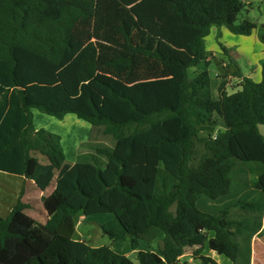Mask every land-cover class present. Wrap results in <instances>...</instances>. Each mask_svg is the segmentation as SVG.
Returning a JSON list of instances; mask_svg holds the SVG:
<instances>
[{
    "label": "trees",
    "instance_id": "obj_1",
    "mask_svg": "<svg viewBox=\"0 0 264 264\" xmlns=\"http://www.w3.org/2000/svg\"><path fill=\"white\" fill-rule=\"evenodd\" d=\"M242 1L0 0V172L42 192L55 183L46 223L21 197L0 217V264H44L59 237L68 260L54 264H135L75 238L79 217L96 214L113 215L103 233L133 251L164 234L140 264H191L186 248L200 264H219L205 249L251 264L264 236V62L260 82L238 70L239 90L222 83L214 98L207 48L214 28H257L238 22ZM34 110L101 126L113 145L70 164ZM217 117L226 128L213 136Z\"/></svg>",
    "mask_w": 264,
    "mask_h": 264
},
{
    "label": "rangeland",
    "instance_id": "obj_2",
    "mask_svg": "<svg viewBox=\"0 0 264 264\" xmlns=\"http://www.w3.org/2000/svg\"><path fill=\"white\" fill-rule=\"evenodd\" d=\"M240 15L238 22L248 19L255 24L257 28L250 36L235 35L227 28H214L211 35L207 39V48L211 53L210 74L212 77L213 97H218V88L222 83H226L227 92L232 94L239 89L237 86L241 83V79L236 76L240 70L243 77L253 79L255 82L262 80V65L264 62V0H243L239 7ZM219 44L223 45L222 49ZM34 125L38 129H46L47 131L58 135L61 138V145L66 157V161L74 164L78 155L93 152L95 146H112V138L104 133L103 127L93 126L90 123L78 119L75 115H67L64 119L44 114L38 110L33 111ZM217 125L215 130L211 132L216 135L219 129H225L224 122L217 117ZM261 134L264 136V125L259 126ZM209 132H203L207 136ZM41 162L46 163L47 159L38 155ZM247 167L259 168L261 165L250 163ZM257 171H253L249 177L255 179ZM51 185L46 191L39 190L34 183L29 182L19 176L10 175L0 172V217H6L17 204L19 198L29 204L30 208L26 213L40 223H46L47 212L42 203L43 197H47L54 188ZM23 192V195H22ZM113 218L111 214H96L86 217V222L82 220L78 225L77 236L88 242L91 246H111V248L119 254L129 255V258L135 263L140 264L132 250L131 242L127 240L112 241L108 235L103 233L100 223H107ZM91 237V238H90ZM164 239L161 234L155 241L148 243L142 242L139 250L141 251H159ZM197 248H186L184 261L189 258L193 260V253ZM210 254L208 249L203 252L204 256ZM59 255L64 261L68 260L64 239L59 237L52 242L51 249L44 254V264H54V256ZM220 263L230 260L226 257H215ZM201 262L198 261V264ZM254 264H264V239H259L256 244L254 253Z\"/></svg>",
    "mask_w": 264,
    "mask_h": 264
},
{
    "label": "crops",
    "instance_id": "obj_3",
    "mask_svg": "<svg viewBox=\"0 0 264 264\" xmlns=\"http://www.w3.org/2000/svg\"><path fill=\"white\" fill-rule=\"evenodd\" d=\"M35 128H36V126H35ZM36 129H38V128H36ZM30 182V181H29ZM33 183V182H32ZM55 187V186H54ZM53 190H54V188L52 189V192H53ZM51 192V193H52ZM50 193V194H51ZM49 194V195H50ZM48 195V196H49ZM26 203V202H25ZM27 211V210H26ZM47 219H48V217H47ZM113 219V218H112ZM112 219H110L109 221H111ZM79 220H82V223H84V222H86V217L85 216H80L79 217ZM108 221V222H109ZM81 222V221H80ZM79 221H78V223H77V231H78V225H79V223H80ZM102 224H105V223H100V224H98L100 227H101V225ZM76 236H77V232H76ZM91 238V237H90ZM77 239H79V240H83V239H81V237L80 238H77ZM259 239H264V236L263 237H259V236H255L254 238H253V240H252V261H251V264H254V253H255V251H256V244H257V242H258V240ZM83 241H85V240H83ZM163 241V240H162ZM88 243V242H87ZM162 244V243H161ZM160 246V245H159ZM94 247H97V246H94ZM139 248L140 247H138V250L137 251H139ZM137 251H134V254H135V256H136V258H137ZM152 251H154V250H152ZM155 252H158V251H155ZM218 254H216L215 252H213V251H210V254H208L207 256L208 257H211L212 259H214L215 261H217L219 264H232V263H229V262H227V261H222L221 263L215 258L216 256H217ZM126 256H128L129 257V255H126ZM185 256V255H184ZM184 256L181 258V261H184ZM219 256V255H218ZM220 257H223V256H220ZM187 261H189L191 264H198V261H196V260H193L192 258H189ZM231 262V261H230Z\"/></svg>",
    "mask_w": 264,
    "mask_h": 264
}]
</instances>
